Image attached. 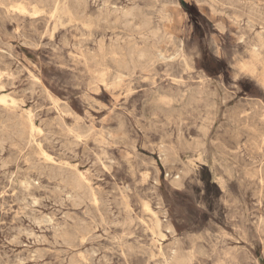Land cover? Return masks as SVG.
<instances>
[{
	"label": "rangeland",
	"instance_id": "1",
	"mask_svg": "<svg viewBox=\"0 0 264 264\" xmlns=\"http://www.w3.org/2000/svg\"><path fill=\"white\" fill-rule=\"evenodd\" d=\"M57 1L0 0V264H264V0Z\"/></svg>",
	"mask_w": 264,
	"mask_h": 264
},
{
	"label": "bare ground",
	"instance_id": "2",
	"mask_svg": "<svg viewBox=\"0 0 264 264\" xmlns=\"http://www.w3.org/2000/svg\"><path fill=\"white\" fill-rule=\"evenodd\" d=\"M53 3H54L53 12L56 13V12L59 11L60 1L54 0ZM11 7L14 8V9L20 10V11H23V10L26 9L25 5L22 2L14 4V5H11ZM33 10L34 11L37 10L36 9V5L33 6ZM65 10H67V7H65ZM122 13H123L124 16H135V15H137V12H135V11H133L131 9H125L124 11H122ZM152 32L155 33L156 31L154 30ZM114 47L115 46H111L109 51H108V53H110L111 59L115 62V64L118 66V68H121V69L127 68L129 66L130 60H132L133 58H136L138 60H141V59L142 60H149L153 56L152 52L147 47L134 46L133 47V52L130 55V57L125 52L121 51V49H122L121 47L118 48L120 50V53L116 52L114 50ZM257 55H258V53H254L253 54L254 57H256ZM250 63H252L251 60H250ZM249 66H251V65H249ZM243 67H245V66L243 65ZM255 68H256V66H255ZM251 70H252V68H251ZM254 71L255 70L253 69V73H255ZM121 74L122 73L120 71L117 72V76H119ZM0 101H5V97L4 96H0ZM28 129H29L30 135L33 136V133L36 130V126L34 125V123H33V121L31 120L30 117H29V122H28ZM41 151H43V150H41ZM45 155H47V154L45 153ZM179 180H180V176L177 175V176H175L174 179H172V182L174 184H179ZM150 212L153 213L152 210H150ZM169 262H170V264H189V259H188L186 254L182 253L178 248L173 247L171 249V253H170V256H169Z\"/></svg>",
	"mask_w": 264,
	"mask_h": 264
}]
</instances>
